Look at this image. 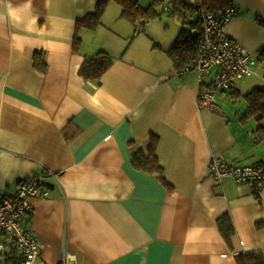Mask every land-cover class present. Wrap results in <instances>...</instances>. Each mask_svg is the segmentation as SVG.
I'll use <instances>...</instances> for the list:
<instances>
[{
	"label": "crops",
	"instance_id": "crops-1",
	"mask_svg": "<svg viewBox=\"0 0 264 264\" xmlns=\"http://www.w3.org/2000/svg\"><path fill=\"white\" fill-rule=\"evenodd\" d=\"M98 2L0 0V191L38 173L50 188L29 197L28 228L40 246L33 264H237L240 252L264 256V189L210 173L214 156L264 163V132L236 100L264 87V0L219 3L237 7L227 31L258 63L216 95L214 109L199 106L212 72L200 84L195 70L180 73L173 61L183 23L166 2L159 7L169 16L143 29L115 0L95 27L77 26ZM100 52L109 68L86 78L82 65ZM153 134L168 184L132 163ZM221 216L231 222L229 239ZM6 239L0 233L1 254L14 247Z\"/></svg>",
	"mask_w": 264,
	"mask_h": 264
},
{
	"label": "built area",
	"instance_id": "built-area-1",
	"mask_svg": "<svg viewBox=\"0 0 264 264\" xmlns=\"http://www.w3.org/2000/svg\"><path fill=\"white\" fill-rule=\"evenodd\" d=\"M194 16L202 25V39L197 57L184 67L180 73L195 70L199 83L212 72L210 85L199 90V106L215 108V98L220 92H227L235 86L237 79L252 72L258 57L239 41L233 39L227 26L238 10L234 4L210 10L204 0H192ZM210 173L217 181L231 176L237 182L257 184L264 189V163L236 165L214 156L210 163ZM49 186L44 173L34 174L22 181L17 189L0 191V233L7 243L17 246L23 254L22 264H33L40 255L37 238L30 232L28 222L31 215V195H48ZM6 242L0 241V253Z\"/></svg>",
	"mask_w": 264,
	"mask_h": 264
},
{
	"label": "trees",
	"instance_id": "trees-1",
	"mask_svg": "<svg viewBox=\"0 0 264 264\" xmlns=\"http://www.w3.org/2000/svg\"><path fill=\"white\" fill-rule=\"evenodd\" d=\"M121 7V15L134 23L137 28L143 29L146 22L162 14L160 9L165 2L169 6L170 14L179 15L182 19L183 27L179 38L169 49V52L178 69H183L193 61L199 51V44L202 39V25L198 18L179 12L178 4L181 3L185 9L194 13L195 7L192 2L186 3L184 0H154L148 6H143L139 0H115ZM221 0H204L205 6L210 10L221 8ZM107 0H99L96 12L89 14L85 19L79 20L77 26L95 27L99 22ZM232 4V3H230ZM227 4V5H230ZM225 5V6H227ZM161 6V7H159ZM223 6V7H225ZM195 29L191 33L189 29ZM79 41V40H78ZM78 44H75L77 47ZM259 60L264 66V46L259 53ZM43 64V63H41ZM40 64V65H41ZM111 64L110 56L105 52H100L96 57L89 58L81 67V73L86 78L100 79ZM247 108L245 116H253L260 124L259 129L264 132V87H255L246 96ZM159 138L153 134L150 141L142 148L132 152L131 159L135 167L150 174H158L161 179L168 184L164 176V167L160 163L157 154V144ZM219 226L223 234L229 239L232 231V225L227 216H221L218 219ZM237 264H264V256L259 251L240 252L235 255ZM23 254L18 247L14 246L9 252L0 253V264H22Z\"/></svg>",
	"mask_w": 264,
	"mask_h": 264
},
{
	"label": "rangeland",
	"instance_id": "rangeland-1",
	"mask_svg": "<svg viewBox=\"0 0 264 264\" xmlns=\"http://www.w3.org/2000/svg\"><path fill=\"white\" fill-rule=\"evenodd\" d=\"M161 12H162V14L165 16H169V13L168 14H166L167 12H165V11H163V10H161ZM245 99H246V97H245ZM245 99H244V96H241V98H236V100L239 102V104L240 105H244L243 107H244V109H245V111H246V101H245Z\"/></svg>",
	"mask_w": 264,
	"mask_h": 264
}]
</instances>
